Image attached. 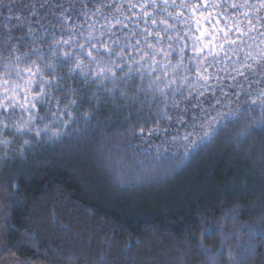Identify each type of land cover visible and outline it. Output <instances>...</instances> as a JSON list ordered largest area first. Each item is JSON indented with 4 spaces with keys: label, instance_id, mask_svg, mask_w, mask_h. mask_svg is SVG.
Masks as SVG:
<instances>
[{
    "label": "trees",
    "instance_id": "1",
    "mask_svg": "<svg viewBox=\"0 0 264 264\" xmlns=\"http://www.w3.org/2000/svg\"><path fill=\"white\" fill-rule=\"evenodd\" d=\"M95 2L4 0L25 16L35 5L37 15L31 19L37 36L45 29L59 34L61 14L71 17L69 25L80 22L75 17L84 4L91 8ZM5 15L7 9L0 7V22ZM50 41L46 35L38 46L47 52ZM231 91L230 99L216 93L226 107L205 101V107L213 109L209 119L216 108L225 116L207 129L211 140L176 168L187 142L167 144L170 151L161 160H149L141 152L154 155L153 144L191 129L174 125L167 134L149 137L148 129L157 127L149 122L143 140L139 129L130 137L131 125L122 119L125 111H114L110 105L95 114L86 135L81 120V131L70 129L62 143L37 147L27 161L0 164V259L9 257L22 264H98L103 257L104 264H208V253L200 248L203 238L223 253L217 264H231L220 239L222 232H236V239L227 243L239 264H264V111L247 104L244 95L237 100ZM89 110L85 101L73 112ZM155 116L156 109L147 104L141 110V120ZM185 119L191 122L190 117ZM196 123V132L203 135L206 129L199 127L201 121ZM159 127L167 128L169 123L160 120ZM232 209L238 211L228 220L226 214L231 216ZM249 248L253 251L245 254Z\"/></svg>",
    "mask_w": 264,
    "mask_h": 264
},
{
    "label": "snow or ice",
    "instance_id": "2",
    "mask_svg": "<svg viewBox=\"0 0 264 264\" xmlns=\"http://www.w3.org/2000/svg\"><path fill=\"white\" fill-rule=\"evenodd\" d=\"M0 7L7 9L0 22V164L27 161L37 147L62 143L70 129L81 131V120L86 135L95 114L110 105L125 111L122 119L131 125L130 137L139 129L143 140L149 122L157 125L148 129L149 137L167 134L174 125L191 129L153 144L154 155L141 152L149 160H161L170 151L167 144L187 142L179 167L211 140L207 129L225 116L216 108L208 118L213 109L205 101L226 107L217 92L230 99L233 90L231 96L239 100L244 95L247 104L264 111V0H98L91 8L84 4L75 17L80 22L69 25L71 17L61 14L60 33L45 29L39 36L31 19L37 15L35 5L27 16L4 0ZM56 7L63 9L62 4ZM46 35L51 36L47 52L38 46ZM22 47L30 51L21 52ZM225 80L235 83L226 85ZM85 101L90 110L75 115L73 109ZM146 104L156 109L151 121L141 120ZM160 120L169 127L160 128ZM197 121L206 129L203 135L196 132ZM194 135L197 139L190 140ZM230 211L228 220L238 209ZM236 236L221 233V248L231 264L239 261L227 241ZM200 248L208 253V264H217L223 255L203 238ZM98 264H104L103 257Z\"/></svg>",
    "mask_w": 264,
    "mask_h": 264
},
{
    "label": "rangeland",
    "instance_id": "3",
    "mask_svg": "<svg viewBox=\"0 0 264 264\" xmlns=\"http://www.w3.org/2000/svg\"><path fill=\"white\" fill-rule=\"evenodd\" d=\"M2 203L0 202V205ZM2 232H3V228L2 226L0 225V249L2 247V242H3V235H2ZM0 264H22L21 261L19 260H16V259H13V258H9V257H3L2 259H0Z\"/></svg>",
    "mask_w": 264,
    "mask_h": 264
},
{
    "label": "clouds",
    "instance_id": "4",
    "mask_svg": "<svg viewBox=\"0 0 264 264\" xmlns=\"http://www.w3.org/2000/svg\"><path fill=\"white\" fill-rule=\"evenodd\" d=\"M176 168V167H175ZM175 168H173L172 170H174ZM119 179V178H118ZM120 183H124L123 180L119 179Z\"/></svg>",
    "mask_w": 264,
    "mask_h": 264
}]
</instances>
